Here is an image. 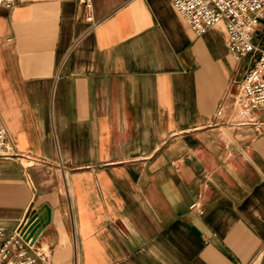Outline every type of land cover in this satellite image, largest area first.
I'll list each match as a JSON object with an SVG mask.
<instances>
[{
    "label": "crops",
    "instance_id": "obj_1",
    "mask_svg": "<svg viewBox=\"0 0 264 264\" xmlns=\"http://www.w3.org/2000/svg\"><path fill=\"white\" fill-rule=\"evenodd\" d=\"M90 3L0 6V246L46 205L49 264H264V111L240 127L234 106L250 59L171 0Z\"/></svg>",
    "mask_w": 264,
    "mask_h": 264
},
{
    "label": "built area",
    "instance_id": "obj_2",
    "mask_svg": "<svg viewBox=\"0 0 264 264\" xmlns=\"http://www.w3.org/2000/svg\"><path fill=\"white\" fill-rule=\"evenodd\" d=\"M15 0H0V6L13 7ZM174 10L182 16L196 35L213 25L224 22L227 30V49L238 60L248 58L246 70L235 98L236 125L260 127L255 113L264 111V39L254 43L255 35L264 19V0H171ZM86 7L90 0H83ZM18 154L0 123V158H17ZM191 209L197 210L193 204ZM23 222V221H22ZM0 246V264H49L50 252L36 246V240H26L21 226ZM0 230V237H3Z\"/></svg>",
    "mask_w": 264,
    "mask_h": 264
},
{
    "label": "water",
    "instance_id": "obj_3",
    "mask_svg": "<svg viewBox=\"0 0 264 264\" xmlns=\"http://www.w3.org/2000/svg\"><path fill=\"white\" fill-rule=\"evenodd\" d=\"M31 210L32 206L23 218L21 233L24 234L26 240L32 239L31 243H34L42 229L50 224L51 218L50 210L46 205L37 211L31 212Z\"/></svg>",
    "mask_w": 264,
    "mask_h": 264
},
{
    "label": "rangeland",
    "instance_id": "obj_4",
    "mask_svg": "<svg viewBox=\"0 0 264 264\" xmlns=\"http://www.w3.org/2000/svg\"><path fill=\"white\" fill-rule=\"evenodd\" d=\"M258 32L257 34L255 35V38H254V43L258 42V40H263L264 39V21L262 22V24L259 26L258 28Z\"/></svg>",
    "mask_w": 264,
    "mask_h": 264
}]
</instances>
